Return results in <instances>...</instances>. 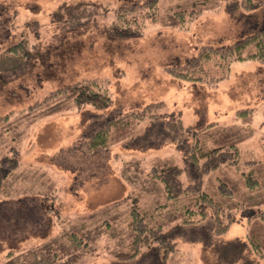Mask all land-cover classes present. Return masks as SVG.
<instances>
[{
    "label": "rangeland",
    "instance_id": "rangeland-1",
    "mask_svg": "<svg viewBox=\"0 0 264 264\" xmlns=\"http://www.w3.org/2000/svg\"><path fill=\"white\" fill-rule=\"evenodd\" d=\"M225 3L193 10L185 0H158L155 23L140 16L142 33L119 36L111 30L119 0H0V158L18 151L0 192V264H151L149 248L133 257L132 210L146 227L171 234L167 264H264V65L233 62L218 83L168 72L202 44L244 36L248 24L232 19ZM21 39L26 59L3 51ZM91 80L108 90L103 111L69 93L33 106L61 86ZM158 102L157 113L181 114L199 131L198 144L239 148L238 165H221L199 184L220 207L222 232L211 208L199 215L197 193L168 199L150 177L153 166L183 168L188 147L163 138L155 119L111 129L106 149L89 154L80 145L90 113L123 115ZM180 180L189 183L184 171Z\"/></svg>",
    "mask_w": 264,
    "mask_h": 264
},
{
    "label": "trees",
    "instance_id": "trees-1",
    "mask_svg": "<svg viewBox=\"0 0 264 264\" xmlns=\"http://www.w3.org/2000/svg\"><path fill=\"white\" fill-rule=\"evenodd\" d=\"M225 1V9L228 15L242 24L247 23L249 29H245V31L248 33L244 32V36L237 38V40L229 44H221L219 46L200 45L198 53L192 58L182 65L168 68V72L173 77L193 83L207 81L218 83L229 77L233 62H256L264 65V10H262V14L258 12L264 3L262 4L257 0ZM119 2L121 4L116 10V24L111 25V30L114 34L132 36V33L135 31L142 33L141 25L137 23L140 16L146 22H156L158 0H119ZM208 2L209 0H185V3L189 4L193 10ZM181 15L184 16L185 11H182ZM187 16H193V13L188 12ZM3 51L7 54L15 55L22 60L26 59L30 52L25 39H21ZM206 65L209 67L205 68ZM214 66L224 70V74L221 76L211 75V72L207 69ZM98 83L99 81L97 80H91L82 81L77 84L73 83L70 86H61L46 95L41 100V103H36L33 106L47 104L53 98L61 95L67 96L66 93H69L72 96L71 101L74 100L77 104H90L92 107H95V110L103 111L108 106L110 97L108 90L101 87L100 83ZM162 106V102L151 103L144 106L141 111L132 110L123 115L121 113L116 116L112 114L104 116L102 113H90L87 117V134L82 138L80 145L89 154L96 150L106 149L111 129L118 127L125 128L130 122L136 119L142 120L145 116L155 119L158 122L156 125L159 127L163 138L168 137L180 144L185 142L188 147L184 151L185 161L183 168L172 164H164L162 167L153 166L149 172L150 177L162 183L168 199H175L185 193H197L203 202L198 210L199 215L205 216L206 208H211L218 232H222L224 230L221 227L223 222L218 215L220 207L205 192H201L199 184L203 174H207L221 165H238L240 161L239 148L232 144L212 147L198 144L197 134L199 131H196L193 127L184 126L181 114L176 115L175 112L157 113ZM153 107L157 109L151 110ZM239 114H247V111H241ZM190 138L194 139V143L187 142ZM17 153V149L11 147L0 158V192L7 176L17 167ZM182 171L189 178V183L185 185L180 180ZM247 180L248 187L257 184L250 174L247 175ZM220 190L225 194H230L226 185H222ZM258 215L264 221V213ZM130 216V225L134 232L132 241L133 257L140 254L142 248L146 247L150 249V254L148 255H151L153 259L151 264H167L169 253H172L174 250V243H170L171 234L156 230L153 227H146L136 210H132ZM84 246H87V244L85 243Z\"/></svg>",
    "mask_w": 264,
    "mask_h": 264
}]
</instances>
